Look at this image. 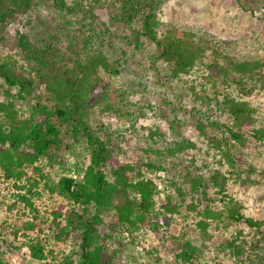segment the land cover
Wrapping results in <instances>:
<instances>
[{
  "label": "trees",
  "instance_id": "trees-1",
  "mask_svg": "<svg viewBox=\"0 0 264 264\" xmlns=\"http://www.w3.org/2000/svg\"><path fill=\"white\" fill-rule=\"evenodd\" d=\"M35 1L0 0V23ZM41 1L72 24L63 37L56 34L55 28L39 31L33 40L20 33L17 46L21 55L9 49L0 57L4 92V99L0 100V179L10 187L9 198L13 200L9 211L19 204L31 212L19 224L11 213L0 221V264H10L12 252L24 247L32 264H113L123 243L120 235L114 237L112 232L101 230L104 214L110 210L115 216L110 224L114 232L132 237L142 226L150 227L165 255L159 244L147 253L156 262L163 260V264H197L201 254L199 246L184 235L160 232V227L169 223L165 215L180 211L194 213L195 226L205 240H211V230L225 228L230 222H243L261 235L251 248L264 244V219L244 215L232 201L221 209L213 207L210 187L224 189L228 177L218 168L205 176L194 164V158L182 159L187 147L183 140L173 147L151 142L140 148L142 156L134 162L116 159L119 147L109 126L96 121L91 113L94 106L108 99L102 73L117 75L120 66L99 49L102 42L93 21L95 9L109 0ZM113 1L115 21L123 31L119 36L129 47L141 51L152 46L155 60L168 64L175 79L192 73L198 66L207 69L202 78L209 87L203 85L197 92L192 83L189 88L226 120L207 113L196 119L195 128L217 151V165L221 159L234 169L238 153L233 152V145L243 150L251 147L252 139L264 142V126L257 123L255 104L256 96L264 94V59H238L217 42L197 37L193 31H161L152 10L160 0ZM40 93L47 95V102ZM29 99L30 109L20 114L15 102ZM123 99L120 92L121 117L127 114ZM78 145L84 150H78ZM62 151L75 157L69 167L52 175L36 165L41 158L49 166L57 159L63 162ZM160 170L163 175L157 178L164 181L168 190L163 213L155 209L158 181L149 176V172ZM244 172L249 174L251 184H260L250 175H262L264 169L258 170L248 161ZM40 189L62 199L50 210L54 230L49 243L39 236L42 229L33 204ZM73 235L75 245L70 247ZM113 238H117L118 245L109 249L105 242ZM234 238L220 239L215 251L241 257L239 264H264V254L247 252Z\"/></svg>",
  "mask_w": 264,
  "mask_h": 264
},
{
  "label": "rangeland",
  "instance_id": "rangeland-1",
  "mask_svg": "<svg viewBox=\"0 0 264 264\" xmlns=\"http://www.w3.org/2000/svg\"><path fill=\"white\" fill-rule=\"evenodd\" d=\"M156 21L159 29L164 31L170 28L174 33L179 31H193L197 37L207 38L217 42L219 47L228 51L238 59L262 58L264 59V0H160L155 7ZM94 23L102 42L99 49L110 60H117L119 72L117 75L103 74L108 89L106 102L94 106L91 113L98 122L109 126L114 136V141L119 149L115 154L119 162L137 161L142 156L141 147L151 142L158 146H174L177 141L183 140L187 147L182 159L194 158V164L208 176L216 168L228 177L224 189L211 186L209 193L215 209H221L235 202L241 213L254 219H264V173L250 175L260 180V184H251L247 179L248 173L244 172L247 162L250 161L256 169H264V142H254L249 149L241 150L237 145L232 146L234 153H238L237 164L234 169L227 166L220 159L212 146L207 143L195 128L196 119L210 114L226 120L221 112L213 106H208L194 96L189 85L193 83L197 92L201 87H209V82L202 78L207 69L203 66L195 67L192 73L181 75L175 79L171 76L170 66L161 60H155L152 46L141 51H135L120 38L121 30L115 21L116 9L114 1L109 0L101 8L94 11ZM72 24L67 17L59 16L57 12L36 0L31 7L24 11H17L5 22L0 23V57L7 51L19 52L17 46L18 35L24 34L28 40H33L36 34L46 28H55L56 34L63 37L67 34V27ZM96 45V43H94ZM3 86L0 80V100L4 99ZM120 92H123L126 103L123 104L127 114L121 117L118 109ZM41 99L47 102V95L40 93ZM32 100H19L15 105L24 114L30 109ZM257 106V123L264 126V94L260 93L255 98ZM78 150H84L78 145ZM64 161L58 159L49 166L41 158L36 165L43 166L44 171L53 173L69 167L75 157L68 151H62ZM152 154L151 158L155 159ZM232 169V170H231ZM144 170V169H143ZM241 171V172H240ZM163 172H149V176L157 179L159 192L155 195V209L163 213L167 205L165 198L168 190L164 187ZM41 186V185H40ZM42 187V186H41ZM10 187L0 179V221L5 215L11 213L13 220L18 224L31 216L26 208L16 204L9 211ZM46 190L40 189V196L33 201L35 214L40 224L38 232L41 239L49 243L52 238L53 226L50 210L54 209L62 199L58 196L48 195ZM173 196V194H171ZM175 196H173L174 200ZM174 202V201H173ZM66 214V209L63 211ZM162 215V214H160ZM168 216V225L160 227V232L166 235H184L191 239L193 244L199 246L201 254L197 264H239L236 256H227L223 252H216L214 247L222 238H232L236 243H241L247 252L256 251L264 254V244L251 248L256 239L261 235L247 227L243 222H230L225 228L211 230L212 238L205 240L195 226L193 212L180 211ZM115 216L112 211L104 214L101 230L112 232L115 237L120 235L123 250L113 259V264H163V260H156L148 254L150 247L159 244L160 252L165 255L164 248L157 236L148 225L142 226L131 237L125 232H114L110 228ZM163 216L161 217V219ZM241 230L237 235V231ZM264 231V229H263ZM132 238V239H131ZM74 235L68 246H74ZM51 240V239H50ZM118 240H107L105 245L109 249L117 247ZM69 249V247L67 248ZM10 264H32L25 247L16 249L10 255Z\"/></svg>",
  "mask_w": 264,
  "mask_h": 264
},
{
  "label": "built area",
  "instance_id": "built-area-1",
  "mask_svg": "<svg viewBox=\"0 0 264 264\" xmlns=\"http://www.w3.org/2000/svg\"><path fill=\"white\" fill-rule=\"evenodd\" d=\"M25 251L28 253V250L25 248Z\"/></svg>",
  "mask_w": 264,
  "mask_h": 264
}]
</instances>
